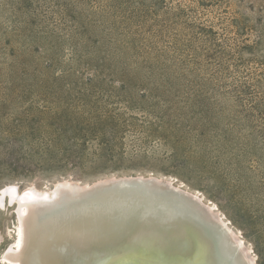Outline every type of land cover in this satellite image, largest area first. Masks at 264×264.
Returning a JSON list of instances; mask_svg holds the SVG:
<instances>
[{
	"label": "rangeland",
	"instance_id": "obj_1",
	"mask_svg": "<svg viewBox=\"0 0 264 264\" xmlns=\"http://www.w3.org/2000/svg\"><path fill=\"white\" fill-rule=\"evenodd\" d=\"M133 173L200 191L264 264V0H0V189Z\"/></svg>",
	"mask_w": 264,
	"mask_h": 264
},
{
	"label": "bare ground",
	"instance_id": "obj_2",
	"mask_svg": "<svg viewBox=\"0 0 264 264\" xmlns=\"http://www.w3.org/2000/svg\"><path fill=\"white\" fill-rule=\"evenodd\" d=\"M0 189L16 217L0 264H256L217 206L172 176Z\"/></svg>",
	"mask_w": 264,
	"mask_h": 264
}]
</instances>
